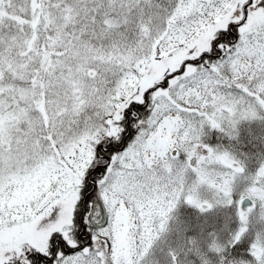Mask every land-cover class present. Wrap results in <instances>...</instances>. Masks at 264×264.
<instances>
[{"label":"snow or ice","instance_id":"snow-or-ice-1","mask_svg":"<svg viewBox=\"0 0 264 264\" xmlns=\"http://www.w3.org/2000/svg\"><path fill=\"white\" fill-rule=\"evenodd\" d=\"M0 264H264V0H0Z\"/></svg>","mask_w":264,"mask_h":264}]
</instances>
